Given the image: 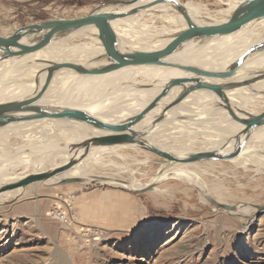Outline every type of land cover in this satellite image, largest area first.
Here are the masks:
<instances>
[{
	"label": "bare ground",
	"instance_id": "obj_1",
	"mask_svg": "<svg viewBox=\"0 0 264 264\" xmlns=\"http://www.w3.org/2000/svg\"><path fill=\"white\" fill-rule=\"evenodd\" d=\"M152 1L154 0H139L133 6L117 9L128 11L134 7L148 5ZM176 1L185 7L194 23L207 26L224 23L245 0L233 2L224 0L228 8L212 14L207 13L200 4ZM154 21H159L161 25H154ZM250 24L252 26L247 28ZM111 25L118 37L121 52L161 49L170 41V36L185 28L182 16L174 12L169 4H156L138 14L116 20ZM247 25L235 33L217 36L205 43L187 42L169 58V61L204 71H223L233 65L248 47L264 42V19ZM102 57L103 48L97 38V31L89 27L54 41L23 58L4 60L0 62V104L34 96L40 91L46 78V69L52 64L72 63L100 67L104 65ZM263 72L264 52H260L249 56L229 80L206 77L197 79L211 84L238 83ZM181 77L195 78L180 70L160 66H128L94 75H78L68 70H55L38 104L85 111L102 122L114 124L137 114L158 97L166 87L167 80ZM183 89L182 86L174 85L167 96L159 101L156 107L133 127V130L147 133L143 141L177 156L188 153L185 151H192L195 144H198L199 148L197 147L194 152L220 148L227 139H230V142L224 148V152L232 150L235 145L233 137L240 133L243 127L230 119L225 106L219 104L222 103L221 100L211 92L193 91L176 106L165 110ZM260 95H264V79L224 92L230 110L249 115H257L264 111V97L260 98ZM187 111L189 113H186ZM103 135L107 134L79 123L61 120H38L2 128L0 186L14 183L30 173L57 168L67 161L68 146ZM247 148H255L256 151L246 155ZM131 149L140 151L136 146L90 149L75 158L73 165L51 180L49 185H56L61 179L88 177L91 168L110 166L117 168L119 174L128 173L131 177L129 185L122 187L129 190L139 189L143 186L137 182L135 176L139 175L140 171L134 168H141L140 166L146 164L149 158L136 161V157L130 156L135 163L134 168L118 167L111 161H107L108 165L102 163L105 155H112L126 164L124 151ZM241 155V158L233 160L232 163L243 168L252 165L256 167V173L264 171V127L249 132ZM195 167L193 163H179L168 169L158 166L148 183L153 180L161 183L174 179L197 189L201 200L209 199L210 191L200 184V175L195 171ZM18 170L22 173L17 174ZM154 191H158L157 188ZM24 192L25 190L18 189L2 193L0 203L17 199ZM261 209H264V206ZM247 213V207L239 204L234 214L246 216Z\"/></svg>",
	"mask_w": 264,
	"mask_h": 264
},
{
	"label": "rangeland",
	"instance_id": "obj_2",
	"mask_svg": "<svg viewBox=\"0 0 264 264\" xmlns=\"http://www.w3.org/2000/svg\"><path fill=\"white\" fill-rule=\"evenodd\" d=\"M111 1L131 0H0V36L35 22L80 18ZM187 1L209 14L228 8L224 0H181ZM124 153L127 165L112 155L102 163L134 168L130 156L149 158L134 168L140 171L137 182L146 185L160 159L142 150ZM232 162L193 163L200 184L210 191L203 200L197 189L174 179L143 194L93 183L29 185L17 199L0 203V264H264V171ZM89 171L131 178L110 166ZM211 201L235 209L244 204L248 213L235 215ZM68 207L72 222L66 227L53 211L69 212Z\"/></svg>",
	"mask_w": 264,
	"mask_h": 264
},
{
	"label": "water",
	"instance_id": "obj_3",
	"mask_svg": "<svg viewBox=\"0 0 264 264\" xmlns=\"http://www.w3.org/2000/svg\"><path fill=\"white\" fill-rule=\"evenodd\" d=\"M138 1L139 0H131L128 2L111 1L101 3L86 16L80 18L40 21L19 28L9 36H0V62H2L14 58H23L45 46H48L54 41L68 36L69 34L93 27L97 31V38L103 48L102 61L104 62V65L100 67H88L72 63L52 64L51 67L46 69L47 75L40 91L34 96L23 100L0 104V129L9 125L29 123L38 120H61L65 122L79 123L107 134L98 137H91L82 143L68 146L66 149L68 159L63 165L39 173H30L14 183L2 185L0 186V194L18 189L25 190L29 185L36 183L49 185L51 180L73 165L72 162L75 158L79 155H83L90 149L98 147L112 148L136 146L140 150L159 158L160 161H157L156 163L159 166H163L165 169L171 168L173 165L179 163L229 162L230 160L238 158L245 146L246 136L249 132L264 127V111L257 115H249L243 112L235 113L227 107L224 96L225 91L248 86L251 83L264 79V72L257 73L253 78L238 83L211 84L201 82L197 79L200 77L217 80H229L233 78L236 71L249 56L264 52V42L248 47L233 65L223 71H204L196 67L175 64L169 61V58H171L187 42L194 41L205 43L211 38L235 33L251 22L264 19V0H245L233 11L231 16L224 23L207 26H201L194 23L187 14L185 7L176 0H154L148 5L134 7L128 11H119L117 9L119 7L133 6ZM156 4H169L174 12L179 13L183 19L185 26L184 30L174 36H170V41L161 49L153 51L121 52L119 50L118 37L111 24L116 20L138 14L140 11ZM111 8L114 10L109 11L108 9ZM128 66H160L173 68L191 74L195 76V78L181 77L167 80L166 87L158 97H155L137 114L114 124L102 122L85 111H72L65 108L38 104L44 94L50 77L55 70H68L78 75H94L108 73ZM174 85L182 86L184 89L175 100L166 106L165 110H169L176 106L188 94L196 90L209 91L221 100L222 103L219 104L225 106L230 119L243 127V130L233 137L235 145L232 150L224 152V148L230 142V139H227L220 148L188 152L184 153L182 156H177L173 153L164 152L143 141V138L147 133L133 130V127L151 110H153L159 101L167 96L168 92ZM244 135L246 136L243 137ZM86 183L117 187L133 194H143L152 191L159 182L153 180L139 189L129 190L122 187L128 186L129 182L108 177L88 176L61 179L56 185ZM211 202L217 208L227 212H235L236 210L231 206L221 205L215 201ZM260 210L264 209L260 208Z\"/></svg>",
	"mask_w": 264,
	"mask_h": 264
},
{
	"label": "built area",
	"instance_id": "obj_4",
	"mask_svg": "<svg viewBox=\"0 0 264 264\" xmlns=\"http://www.w3.org/2000/svg\"><path fill=\"white\" fill-rule=\"evenodd\" d=\"M70 210H71L70 208H69V212H64V211L61 212V211L55 210L53 211L54 218L63 226H66V227L70 226L72 222V216L70 214Z\"/></svg>",
	"mask_w": 264,
	"mask_h": 264
},
{
	"label": "crops",
	"instance_id": "obj_5",
	"mask_svg": "<svg viewBox=\"0 0 264 264\" xmlns=\"http://www.w3.org/2000/svg\"><path fill=\"white\" fill-rule=\"evenodd\" d=\"M247 151H248V153L246 154V155H248V154H251V151H256L255 150V148H247ZM259 151V150H258ZM262 151V150H261Z\"/></svg>",
	"mask_w": 264,
	"mask_h": 264
}]
</instances>
